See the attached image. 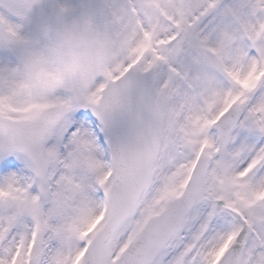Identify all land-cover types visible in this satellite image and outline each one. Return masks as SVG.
<instances>
[{
  "label": "snow or ice",
  "instance_id": "obj_1",
  "mask_svg": "<svg viewBox=\"0 0 264 264\" xmlns=\"http://www.w3.org/2000/svg\"><path fill=\"white\" fill-rule=\"evenodd\" d=\"M0 0V264H264V0Z\"/></svg>",
  "mask_w": 264,
  "mask_h": 264
},
{
  "label": "rangeland",
  "instance_id": "obj_2",
  "mask_svg": "<svg viewBox=\"0 0 264 264\" xmlns=\"http://www.w3.org/2000/svg\"><path fill=\"white\" fill-rule=\"evenodd\" d=\"M49 4L50 0H42L41 6L35 8L32 12V24L33 27L38 26L49 16Z\"/></svg>",
  "mask_w": 264,
  "mask_h": 264
}]
</instances>
